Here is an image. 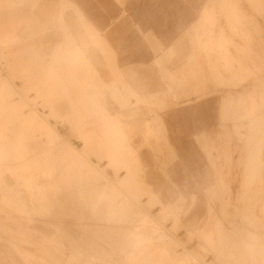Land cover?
<instances>
[{"label": "rangeland", "instance_id": "rangeland-1", "mask_svg": "<svg viewBox=\"0 0 264 264\" xmlns=\"http://www.w3.org/2000/svg\"><path fill=\"white\" fill-rule=\"evenodd\" d=\"M204 1L197 3V9ZM193 2L181 0L179 3L185 11L191 12ZM133 3L139 4L138 1ZM27 6L18 29L42 28V22L33 14L37 6ZM121 9L123 14L127 12L125 6L121 5ZM154 11H159L163 18H170L166 25L170 29L181 17L179 5L174 8L166 0H153L149 14ZM219 17L223 18L222 23L218 22ZM56 20L55 13L50 29H58ZM219 24L226 31L221 39L213 37ZM81 25L88 44H93L109 67L112 64L114 67L115 61L106 52L100 34L92 33L84 22ZM152 32L157 34L155 28ZM185 34L189 36L191 52L183 55L172 48L161 52V48L155 50L154 62L177 61L179 81L186 78L196 81L207 72L217 86L225 85L228 89L224 112L227 123L255 119L259 114L257 107L250 105L248 111L244 110L245 101H251L257 93H264V0H216L209 10L203 9L200 19L189 26ZM64 42L65 52L50 50L51 66L39 71L38 84L1 86L0 264H264V228L260 229L255 218H250L249 210L242 215V227L247 229V236L241 237L239 229L237 235L235 233L233 198L228 183L232 180L230 151L226 150V182L220 190L221 195H226L225 199L214 194L212 185L201 181L185 190L193 192L191 198L190 194L183 198L180 192L171 200L162 198L141 181L144 167L133 151L125 149L128 139L121 127L123 119L109 117L104 104L109 95L121 110L143 108L151 122L150 129L147 128L148 138L159 144L163 126L158 117L151 118L164 111L163 102L155 96V90L161 89L155 84L157 89L153 90V79L140 70L134 73L135 82L143 86L138 94L149 93L143 98L137 97L123 84L116 68L112 70L113 85L106 86L98 73L100 70H96L102 65L89 66L67 27ZM5 45L51 47L57 42L56 39L47 44L40 39L13 38ZM189 62L193 68H188ZM203 65L206 70H202ZM129 66L134 67L135 63ZM158 72L163 79L169 78V71L162 68ZM84 78H87L85 82ZM97 80L98 85L92 86ZM75 89H79L77 95L81 98L88 97L89 91L92 96L87 100L74 98ZM200 95L206 99L215 93L206 90ZM11 97H17L18 102L5 103ZM234 102L238 107L241 103L243 110L237 118L233 113ZM64 104L66 109H63ZM255 127L249 125L247 134L243 135L248 149L261 140L260 135L252 133ZM241 129L244 128L238 127V131ZM230 136L226 141L232 140ZM73 141L78 146L81 141L82 146L75 147ZM155 150L151 151L170 158L171 151ZM202 152L206 156L210 154L209 149ZM105 160L107 165H101ZM161 168L167 166L163 164ZM111 171L115 172L114 177L121 171L124 176L113 180L107 175L108 172L111 176ZM186 180L190 179L186 177ZM166 184L169 189L170 184ZM172 189L175 190L174 185ZM64 191L67 195L68 191H75L77 197H59ZM199 206L204 210L201 216L194 215L188 223L182 220L185 211L191 213ZM152 210L155 213H151ZM70 223L77 227L72 231L76 232V238L86 243L90 240L105 243L108 234L131 242L107 254H96L79 243L73 244L63 235L61 228ZM164 224L169 231L161 227ZM124 225L128 229H124ZM121 229L126 231H122L125 235L119 233ZM170 232L178 239L177 261L169 260L172 245L176 243L168 234Z\"/></svg>", "mask_w": 264, "mask_h": 264}, {"label": "crops", "instance_id": "crops-1", "mask_svg": "<svg viewBox=\"0 0 264 264\" xmlns=\"http://www.w3.org/2000/svg\"><path fill=\"white\" fill-rule=\"evenodd\" d=\"M134 1H138L139 4L133 3ZM166 1L173 4L174 8L179 5L181 16L179 22L174 23L171 29L166 27L170 18L164 17V19L159 11L149 14L153 0H123V2L116 0H0V107L3 105L1 91L3 84L15 87L38 84L41 80L39 71L51 66L50 50L57 49L59 53L65 52L64 38L67 27L68 33L75 39L76 47L84 53L89 66L102 65L98 69L96 67V70H100L98 73L106 86L113 85L112 75L114 72L112 70L116 68L122 75L123 84L127 85L137 97L143 98L149 93L138 94V89L142 90L143 86L135 82L134 73H138L140 70H143L149 79H153L151 82L153 90L157 89V86L158 89H161L155 90V96L163 102V108H161L164 111L160 114H153L151 118L153 120L158 117L163 126L162 141L159 144L148 138L147 128L150 129L151 122L146 118L142 111L143 108L139 107L135 111L121 110L113 104L109 95L104 102L105 111L109 117H122L121 127L128 139L125 149L135 153L139 163L144 167L141 181L148 185L152 191L159 193L164 199H173L177 196V192H180L183 198L190 194L191 198L193 192L185 190H190L194 183L201 181L212 185L210 187L215 192L214 194L217 193V196L225 199L226 195H221L220 190L222 185L224 189L226 182V150L230 151L228 160L229 164L232 163V180L230 179L228 183L233 198L235 233L237 235L239 229L241 237H246L248 231L242 227V215L247 210H249L250 218H255L259 228H264L260 227L264 225V93H257L251 101H245L244 112L249 110L250 105L258 108L259 114L255 116V119H252L251 122L236 119L234 123H227L224 112L228 89L225 85L217 86L207 72L205 76L196 81L193 78L179 81L177 61L155 63V50L160 51L161 48H163L161 52L172 48L176 50V53L183 55L191 52L192 45L187 40L189 36L185 33L189 26L200 19L203 9L209 10L211 5L216 2V0H205L197 9L201 0H190L191 3L194 1L193 9L191 12H187L179 3L181 0ZM27 5L37 6L33 14L42 22V28L33 31L18 29L20 17L27 12ZM121 5L125 6L124 10L127 11L125 14L122 12ZM55 13L56 21L59 23L58 29H50V22L54 20ZM148 14L149 16H144ZM195 15L197 16L194 18ZM136 19L139 21H135ZM222 21L223 18L219 17L218 22L222 23ZM82 22L90 27L92 33L96 31L100 34L106 52L115 61L114 67L113 64L112 67H109L101 53L95 50L93 44H88V37L81 27ZM153 28L157 34L152 32ZM224 33L226 31L220 28L219 24L213 37L221 39L225 37ZM13 38L40 39L41 42H47V44L51 39L53 41L56 39L57 45L51 46L52 48L48 45L46 47L5 45L7 40ZM133 63H135V68L129 66ZM157 65H161L163 70L169 71V78L161 77L158 70L162 68ZM187 66L193 68V64L190 62ZM206 69L205 66L202 67V70ZM234 69L238 70V67L235 66ZM202 74L204 75V72ZM86 79L84 78L83 82ZM98 83L97 80L93 82L92 86H97ZM83 84L85 85V83ZM235 88L234 92H236ZM78 90H74V98L80 100L91 98L90 91L88 97L81 98L77 95ZM144 90L146 88H143ZM206 90L213 91L215 95L202 99L200 94ZM252 90L253 86L250 87V91ZM8 102L13 105L18 102V98L11 97L9 100H5V103ZM229 107L231 108V104ZM241 107V103L238 107L237 102H234L233 113L236 118L243 112ZM63 109H66L65 104ZM111 110L116 111L112 113ZM258 119L260 120L258 121ZM249 125H256L252 133L260 135L261 140L248 149L243 135L247 134L246 128ZM238 127L244 129L238 131ZM230 135H232V140L226 141V137L230 138ZM79 144L78 146L73 141L75 147L80 148L82 142L80 141ZM152 149H156L155 151L169 150L171 151L170 158L160 155L159 152L153 153ZM204 149H209L210 154L207 156L203 154L202 150ZM172 152L174 159H172ZM163 164L167 168H161ZM101 165L106 166L107 161H103ZM114 173L111 171V176H109L107 172V175L113 180L124 176L123 171L119 172L116 177H114ZM184 174L190 179L189 181L186 180ZM166 182L170 184L169 189ZM173 185L175 190L172 189ZM65 193L66 191L63 192L64 197L67 195ZM68 193L69 198L77 197L75 191H68ZM217 208L220 210V206ZM151 213L155 212L152 210ZM203 213L204 210L199 206L191 213L185 211L182 220L188 223L192 221L194 215L201 216ZM71 224L61 228L64 231L63 235H67L73 244L79 243L88 251L94 252L92 246L94 243L91 240L86 243V240H78L79 237L71 238L77 236L76 232H72L77 230V227H72ZM161 227L169 231L165 224ZM168 234L176 242L172 245L169 260L177 261L179 250L176 240L178 239L174 233ZM107 236L104 238L105 243L100 241L98 244L99 241L96 240V244L99 247L102 246L101 254H107L120 246L125 247L131 242L127 239L117 238L113 234ZM94 253L100 254L98 251Z\"/></svg>", "mask_w": 264, "mask_h": 264}, {"label": "bare ground", "instance_id": "bare-ground-1", "mask_svg": "<svg viewBox=\"0 0 264 264\" xmlns=\"http://www.w3.org/2000/svg\"><path fill=\"white\" fill-rule=\"evenodd\" d=\"M25 80H26V79H25ZM71 149H72L73 151H76V149L73 148V147H71ZM75 181H76V180H75ZM66 193H67V192H66ZM66 193H65V195H66ZM72 194H73V193H72ZM63 195H64V194L62 193L61 196H59V195H58V196L61 197V198H63V197H64ZM66 196L68 197V195H66ZM66 196H65V197H66ZM89 197H90V196H89ZM55 200H56V199H55ZM65 200H66V199H65ZM65 200H63V201L65 202ZM61 201H62V200H61ZM68 201H69V200H68ZM58 203H59V202H58ZM55 204H56V203H55ZM59 204H60V203H59ZM59 204H58V205H59ZM60 205H61V204H60ZM73 205H74V204H73ZM80 206H81V205H80ZM82 206H83V205H82ZM72 207H73V206H72ZM84 207H85V206H84ZM74 209H75V206H74ZM75 210H76V209H75ZM76 211H77V210H76ZM140 212H141V211H140ZM59 214H60V213H59ZM100 215H101V214H100ZM87 218H88V217H87ZM68 221H69V220H68ZM129 222H131V221H129ZM121 223H122V222H121ZM123 223H125V222H123ZM75 225H76V224H75ZM75 225H74V226H75ZM112 225H113V224H112ZM125 225H126V223H125ZM125 225H124V227H123L124 229H125V227L127 226V225H126V226H125ZM72 227H73V226H72ZM127 227H128V226H127ZM127 227H126V228H127ZM118 228H119V227H118ZM121 228H122V227H121ZM124 229H121V231H120L119 233L121 234V232H122ZM127 229H128V228H127ZM78 230H79V229H78ZM82 230H83V229H82ZM82 230H81V231H82ZM110 231H111V230H110ZM110 231H109V232H110ZM124 231H125V230H124ZM79 232H80V230H79ZM79 232H78V233H79ZM107 232H108V230H107ZM117 232H118V231H117ZM125 232H126V231H125ZM125 232H122V233H124V235H125ZM119 233H118V234H119ZM80 234H81V233H80ZM80 234H79V235H80ZM82 235H83V234H82ZM138 235H139V234H138ZM75 237H76V236H75ZM119 237H120V236H119ZM125 239H126V238H125ZM80 240H81V239H80ZM99 242H100V241H99ZM105 242H106V241H105ZM109 242H110V241H109ZM101 244H102V243H101ZM94 245H95V246H94ZM94 245H92V246H93V251H94V252H95V251H96V252L98 251V253H100V252H101V247H102V246L99 247V245H97L96 242L94 243ZM96 245H97V246H96ZM108 246H109V245H108ZM123 247H124V246H123ZM91 249H92V248H91ZM153 250H154V249H153ZM91 251H92V250H91ZM107 251H108V250H107ZM170 253H171V252H170ZM100 254H101V253H100Z\"/></svg>", "mask_w": 264, "mask_h": 264}]
</instances>
